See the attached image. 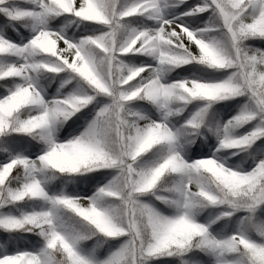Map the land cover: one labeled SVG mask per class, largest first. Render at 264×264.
<instances>
[{
    "label": "snow or ice",
    "instance_id": "6c2138e0",
    "mask_svg": "<svg viewBox=\"0 0 264 264\" xmlns=\"http://www.w3.org/2000/svg\"><path fill=\"white\" fill-rule=\"evenodd\" d=\"M0 264H264V0H0Z\"/></svg>",
    "mask_w": 264,
    "mask_h": 264
}]
</instances>
